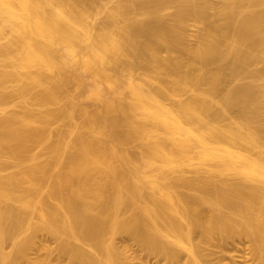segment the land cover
Masks as SVG:
<instances>
[{
	"label": "bare ground",
	"instance_id": "1",
	"mask_svg": "<svg viewBox=\"0 0 264 264\" xmlns=\"http://www.w3.org/2000/svg\"><path fill=\"white\" fill-rule=\"evenodd\" d=\"M121 235L264 264V0H0V264Z\"/></svg>",
	"mask_w": 264,
	"mask_h": 264
},
{
	"label": "rangeland",
	"instance_id": "2",
	"mask_svg": "<svg viewBox=\"0 0 264 264\" xmlns=\"http://www.w3.org/2000/svg\"><path fill=\"white\" fill-rule=\"evenodd\" d=\"M173 9L170 8L169 12H171ZM39 154V153H38ZM193 174V172H189ZM38 240L46 241L47 244L54 246L55 245V238L52 235L49 234H41L38 237ZM117 241L119 244L127 243L129 244L132 254L134 256V264H164V260L161 256H158L154 253H151L143 248H141L134 240L129 238L126 235H121L117 238ZM44 252L43 250L37 251L36 249L31 250L32 255H36L38 253ZM53 261L55 264H58L60 261L64 262L66 260V257H59L57 255V252L54 251L53 253Z\"/></svg>",
	"mask_w": 264,
	"mask_h": 264
}]
</instances>
